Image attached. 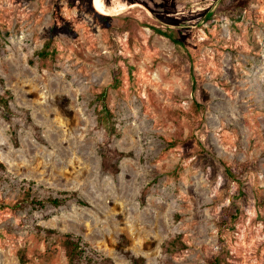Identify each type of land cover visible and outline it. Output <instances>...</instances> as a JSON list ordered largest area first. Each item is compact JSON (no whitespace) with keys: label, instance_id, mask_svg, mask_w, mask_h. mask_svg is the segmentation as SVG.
Segmentation results:
<instances>
[{"label":"rangeland","instance_id":"374dc122","mask_svg":"<svg viewBox=\"0 0 264 264\" xmlns=\"http://www.w3.org/2000/svg\"><path fill=\"white\" fill-rule=\"evenodd\" d=\"M0 76V161L75 194L0 179V264H67L46 228L116 264H264V0H0Z\"/></svg>","mask_w":264,"mask_h":264},{"label":"trees","instance_id":"16d2710c","mask_svg":"<svg viewBox=\"0 0 264 264\" xmlns=\"http://www.w3.org/2000/svg\"><path fill=\"white\" fill-rule=\"evenodd\" d=\"M0 84H3L1 76ZM25 116L30 121V116L27 110H25ZM114 167H116V163H114ZM0 179L7 184L17 183L19 189L17 200L19 201V204L28 203L35 207L42 206L44 203L56 204L58 202L67 201L75 195L68 191L43 187L41 183L33 180L19 179L16 176H12L1 161ZM77 199L78 201H81L78 196ZM42 231L45 236L47 235V238H50L52 235H58L61 238L60 243L67 264H116L110 257L92 247L81 234L73 231L58 232L57 230L49 228L43 229Z\"/></svg>","mask_w":264,"mask_h":264},{"label":"bare ground","instance_id":"6f19581e","mask_svg":"<svg viewBox=\"0 0 264 264\" xmlns=\"http://www.w3.org/2000/svg\"><path fill=\"white\" fill-rule=\"evenodd\" d=\"M105 10V9H104Z\"/></svg>","mask_w":264,"mask_h":264}]
</instances>
